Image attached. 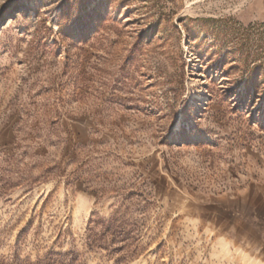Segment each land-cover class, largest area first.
<instances>
[{
  "label": "rangeland",
  "instance_id": "obj_1",
  "mask_svg": "<svg viewBox=\"0 0 264 264\" xmlns=\"http://www.w3.org/2000/svg\"><path fill=\"white\" fill-rule=\"evenodd\" d=\"M264 264V0H0V264Z\"/></svg>",
  "mask_w": 264,
  "mask_h": 264
},
{
  "label": "bare ground",
  "instance_id": "obj_2",
  "mask_svg": "<svg viewBox=\"0 0 264 264\" xmlns=\"http://www.w3.org/2000/svg\"><path fill=\"white\" fill-rule=\"evenodd\" d=\"M254 264V263H253ZM257 264H262L261 262H258Z\"/></svg>",
  "mask_w": 264,
  "mask_h": 264
}]
</instances>
